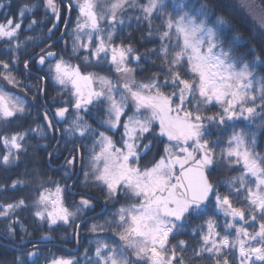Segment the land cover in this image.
Segmentation results:
<instances>
[{"label": "snow or ice", "instance_id": "snow-or-ice-1", "mask_svg": "<svg viewBox=\"0 0 264 264\" xmlns=\"http://www.w3.org/2000/svg\"><path fill=\"white\" fill-rule=\"evenodd\" d=\"M77 6L79 15L72 33V52L86 66L110 65L118 79L114 81L111 76L97 71H82L79 64L52 51V44L41 48L38 59H33L39 65L55 60L47 65L51 79L65 89L70 88L72 96L74 117L67 132L92 139L85 183L102 185L105 201H115L121 195L139 201L121 205L113 218L91 225L90 230L94 233L113 232L119 243L97 241L94 257L88 256V250H85V264H199L205 257L211 259L212 264H264V155L256 151V132L234 129L227 140L228 147L219 152V158L225 159L230 168L242 167V171L224 185L231 195L244 193L241 206L233 203L230 194L220 193L219 186L208 176L218 159L214 145L219 141L210 138L213 128L242 120L255 125L257 117L264 118V77L260 78L259 89L255 87L259 57L248 60L246 54L238 53L233 47L251 45L249 51L255 52L258 45L264 51V7L257 6L255 0H240L239 6L259 25L251 37H243L229 16L217 14L206 0L195 3L192 0H146L144 4L139 0H83ZM3 7L5 4L0 3V8ZM37 7V4L23 5L15 20L7 18L0 23V40L6 41L10 56V60L0 59V68L4 69L0 79L17 88L23 82L12 68L20 63V32L25 13L34 12ZM44 7L54 14L56 23L47 29L52 33L60 21V6L57 0H44ZM67 7L70 10L72 5ZM129 8L143 13L135 19L138 22L143 19L148 24L149 35L153 15L162 21L158 28L161 45L151 49L150 53H159L167 72L163 79L153 73L146 81L137 80V69L129 60L134 51L132 45L114 43L117 25L125 24L124 14ZM131 19L133 17H129ZM41 22L32 18L27 27L32 29ZM37 39L26 36L23 43L26 46L27 42L35 43ZM81 50L89 54L80 57ZM144 55L147 57L149 52ZM141 59L138 53L132 57L137 65ZM31 63L25 59L24 68L31 71ZM181 69L187 78L181 75ZM39 79L43 84L48 77ZM169 86L173 91H163ZM32 87L43 100L44 87ZM68 103L65 101L64 106L56 108L54 116L64 119L69 113ZM189 104L192 107H188ZM100 105L103 106L100 111L104 113L101 126L107 127L108 131L123 127L121 146L81 115V112L89 111V106ZM130 105L132 113L128 114ZM210 105H218L220 111L205 114L202 109ZM27 115L31 112L25 100L0 87V121L9 122ZM41 115L47 129L52 130L53 121L47 110ZM157 122L158 133L153 130V124ZM258 127H264V120ZM29 132L45 137L39 124L35 128L0 136L6 149L0 154V164L8 167L18 164L20 154L27 152ZM148 136H166L169 143L159 159L142 168L141 155H147L153 147V140ZM76 159L73 157L67 163L72 165ZM55 183L54 196L50 189L44 188L32 202L33 215L40 222H47L49 227L61 222L69 224L78 212L93 206L91 200L82 196L79 207L71 210L63 202L64 187ZM22 184L23 180L15 179L10 185H0V193L15 190ZM28 207L23 197L0 203V218L8 221L6 238L14 244L30 242L23 236L17 240L13 227L21 224L17 211ZM210 207L225 217L226 234L222 235L218 230L220 225L213 216H208L192 230L200 235L198 247L189 248L184 240L170 243V237L181 234L185 223L193 216L207 213ZM21 231L30 235L22 224ZM229 231L234 232V237H230ZM188 251H191L190 256L186 255ZM42 255L37 244H33L25 254L17 255L12 264H39ZM230 256L234 258L230 259ZM44 264L81 262L77 257L50 256L45 257Z\"/></svg>", "mask_w": 264, "mask_h": 264}, {"label": "trees", "instance_id": "trees-1", "mask_svg": "<svg viewBox=\"0 0 264 264\" xmlns=\"http://www.w3.org/2000/svg\"><path fill=\"white\" fill-rule=\"evenodd\" d=\"M82 1L83 0H67V3L64 0H57V4L60 6V24L54 29L52 35H49L47 29L51 28L52 24L56 23V21L51 10L44 7V0H0V3L5 4V7L0 8V23L5 22L7 18H13L15 20L17 12L23 5H38L34 12L25 13L20 32L22 41V47L19 53L20 63L12 68L13 73L23 82L21 87H14L7 84L3 79H0V87H3L5 91L21 96V98L25 100L31 115L9 122L0 121V136L35 128L36 125L39 124L44 129L46 137H41L40 134L36 132H29L26 140L27 152H22L20 154V161L18 164L11 167L0 164V185H10L15 179L24 181V184L18 185L15 190L10 189L8 192L0 193V203H9L19 197H23L29 204V207L18 210L16 215L19 217L21 224L25 226L28 229V233H30V235H28L21 231V224L13 225V227L16 228L17 240L23 236L25 240L30 241L22 245L14 244L12 240L6 238L5 226L8 221L0 218V264H12V261L17 255L25 254L27 250L32 248L33 244H37L40 252L44 254L39 258V264H44L45 257L50 256H63L65 258L77 257L81 264H85V250H88V256L94 257L97 241H105L109 244L119 243L118 236L113 232L98 231L94 233L90 230L91 225L98 223L102 224L106 219L113 218L121 205L127 206L128 204L139 202L137 198L125 195L119 196L115 201H105V189L102 185L85 183L84 173L89 172L90 168V147L92 145V139H83L80 138L78 134L70 135L67 132L74 117V110L72 107L69 108V113L66 118L59 119L54 116V110L64 106L65 101H68V105H71V93L51 79L47 64L54 63L53 60H48L45 65L41 66L33 59L30 64L31 71L26 70L23 66V61L25 59L29 60L32 58L41 51V48H45L46 45L51 42L53 36L55 37L57 33H61V29L67 21L69 14L67 5L71 4L70 21L66 31L63 38H59L53 47L66 59L71 60L72 63L80 64L85 71H97L113 78L114 71L110 65L105 64L103 67H96L94 64L86 66L83 60L77 58V55L72 52V33L79 15L77 4L78 2L82 3ZM260 1L262 2V7H264V0ZM192 2L195 3L196 0H192ZM206 2L213 6L217 14L229 16L236 30L243 37H251L258 31V22L252 19L245 9L239 6L240 1L206 0ZM139 3L144 4L146 0H139ZM142 16L143 13L138 9L129 8L124 14L125 24L122 26L117 25L114 43L120 44L123 42L124 44H131L132 47L135 48L136 54L138 53L141 55L142 59L139 65H137L132 58L130 60L131 66L137 69L136 77L138 80L146 81L147 77L153 73L159 74L161 79H163V77L167 75V72L164 70L165 65L162 64L159 53L155 55L150 53L151 49H158L161 45L158 28L162 21L155 14L153 15L151 35H149L148 24L143 19L139 22L135 19V17ZM129 17H133V19L129 20ZM32 18L42 22L33 25L32 29H28L27 25ZM102 26L106 27V25ZM26 36H33L38 39L35 43L31 41L27 42L25 46L23 42ZM49 36L51 39H48ZM253 45H256L255 41H253ZM233 47L237 48L238 53L246 54V59L248 60L259 57L257 61L259 75L257 76V82L255 84V87L259 89L260 78L264 77V51H261L258 45H256L255 52L249 51L252 47L251 45H245L244 47L233 45ZM8 51L6 41L0 40V59L10 60ZM146 52H149L147 57L144 55ZM88 54L89 53L81 50L79 56L82 57ZM141 69H143V71ZM3 71L4 69L0 68V72ZM181 75L187 78L183 69H181ZM45 76L48 77V79L44 85V83L41 84L39 77ZM32 86L44 87L45 93L43 100H41L38 93L33 90ZM163 91L171 92L173 89L169 86L165 87ZM33 97H35V99H33ZM45 101H47V103H45ZM187 106L192 107L191 104ZM102 107V105L96 107L90 106L89 111L81 112V115L87 119L88 123L100 131L107 130V127L101 126L100 123L104 116V113L100 111ZM45 110H47L49 118L53 121L52 130L47 129L44 118L41 115ZM131 111L132 108H129L127 113L129 114ZM202 111L207 115H212L219 112L220 109L218 105H210L208 108L202 109ZM52 115L56 119L58 127H56ZM123 120L124 118L122 117V123ZM262 120H264V118L257 117L255 125L247 120H242L230 122L229 126L213 128V135L210 138L219 141L218 144L214 145L217 150L218 159L209 170V174L213 183L219 186L218 190L220 193L230 194L228 189L224 186L225 183L229 178L238 175L242 171L241 166L230 168L225 159L219 158L220 149L228 147L227 140L234 129H251L256 132V151L264 155V127H258L262 124ZM157 124L158 122L153 124V130L156 133L159 132ZM108 132L113 135V139L120 145L119 136L123 132V127ZM148 139L153 140V147L147 155H141L140 166L142 168L151 165L159 159L160 155L164 154L163 150L165 145L169 143L166 136H148ZM76 144L79 145L81 161L79 163V150L75 147L73 154H75L77 159L74 164L69 165L67 161L70 160V158L66 160V157L70 149ZM55 145L56 147L51 153ZM98 150L97 148V151ZM5 151L6 149L3 143L0 142V154H3ZM76 174H78V177L75 180ZM88 179L91 180V175H89ZM74 180L75 182L73 183ZM55 182H59L60 185L64 187L63 202L71 210L75 211L79 207V201L82 196L91 200L93 206L82 209L72 218L69 224H63L61 222L49 227L47 222H40L38 218L33 215L34 209L31 205L40 191L44 188L52 189V187L56 185ZM52 190H54V188ZM243 197V192L239 196L231 195L233 203L236 206H241L240 202L243 200ZM208 216H213L217 224L220 225L218 230L222 235L226 234V230L223 227L225 217L223 214L215 212L213 208L210 207L207 213H204L200 217L193 216L189 222L185 223L182 233L175 237H170V243L176 244L177 241L184 240L187 242L189 248L198 247L200 235L194 234L192 230L198 225H201ZM13 219H15V217H13ZM77 226L79 227L77 228ZM249 230L252 231L251 228ZM228 234L230 237H234V232L229 231ZM46 236H50L51 239H44ZM17 249H19V251H17ZM177 251H179V248ZM186 255L190 256L191 251H188ZM233 258V256H230V259ZM199 264H212V260L205 257V259L199 261Z\"/></svg>", "mask_w": 264, "mask_h": 264}, {"label": "rangeland", "instance_id": "rangeland-1", "mask_svg": "<svg viewBox=\"0 0 264 264\" xmlns=\"http://www.w3.org/2000/svg\"><path fill=\"white\" fill-rule=\"evenodd\" d=\"M238 1H240V0H238ZM83 2V1H82ZM255 2H256V5L257 6H260V7H262V2L260 1V0H255ZM257 10H259V8L257 9ZM65 24H66V22L64 23V25H63V27H62V31H61V33H57L56 35L57 36H53V39L51 40V42L53 41V40H55L57 37H59L61 34H62V32L64 31V27H65ZM133 49H134V51H133V53H131L130 54V56H129V60H131V58L134 56V55H136V51H135V48L133 47ZM53 62H55V60H53ZM74 64H78V63H74ZM48 65V64H47ZM80 65V64H79ZM42 66V65H41ZM81 66V65H80ZM47 68H48V66H47ZM81 69H82V71H85L82 67H81ZM113 70V69H112ZM88 71H91V70H88ZM114 71V70H113ZM85 72H87V71H85ZM113 80L115 81V80H117L118 79V77L115 75V73L113 72ZM136 79H137V77H136ZM138 80V79H137ZM67 90H69V93H71V91H70V88L69 89H67ZM9 92V91H8ZM68 107L70 108L71 107V105H68ZM129 108H132V106L130 105L129 106ZM89 109H90V106H89ZM132 113V111L129 113V114H131ZM68 116V115H67ZM66 116V117H67ZM65 117V118H66ZM158 125V124H157ZM108 130V129H107ZM107 130H102V131H105V132H107L108 133V135H111V136H113L111 133H109ZM158 130H159V125H158ZM123 133V132H122ZM121 139V135L119 136V140ZM115 140V139H114ZM120 142V141H119ZM120 144V143H119ZM117 146H121V145H118L117 144ZM55 147V146H54ZM74 150V149H73ZM54 151V149H52L51 150V153ZM79 153V152H78ZM70 154V155H69ZM73 155H75V154H73V151H72V148L70 149V151H69V153L67 154V157H66V160L67 159H71L72 158V156ZM161 155H163V154H161ZM160 155V156H161ZM71 156V157H70ZM78 158H79V156H78ZM148 166H150V165H148ZM77 177H78V174H76V177H75V179H77ZM55 187H56V185L54 186V187H52V189L54 188V190H52V189H50L51 190V193L53 194V196L55 195ZM64 201V200H63Z\"/></svg>", "mask_w": 264, "mask_h": 264}, {"label": "water", "instance_id": "water-1", "mask_svg": "<svg viewBox=\"0 0 264 264\" xmlns=\"http://www.w3.org/2000/svg\"><path fill=\"white\" fill-rule=\"evenodd\" d=\"M65 2H67V0H64ZM68 3V2H67ZM69 10V9H68ZM70 13H71V9L69 10V14H68V18H67V21H66V24L65 25H68V23H69V21H70ZM66 28H67V26H65L64 27V31L62 32V34L64 35V33H65V31H66ZM62 34L59 36V37H57L55 40H53L50 44H52V45H54L58 40H59V38H61V36H62ZM49 35H52V33H49ZM52 51H55V52H58L57 50H55V49H51ZM40 54V52H38L37 54H35L33 57H36L37 59H38V55ZM33 57L32 58H30L29 60H33ZM50 60H54V59H50ZM37 74H39V73H37ZM39 75H41V74H39ZM44 85H45V83H44ZM52 114V113H51ZM53 116V115H52ZM53 119H54V121H55V124H56V127H58V124H57V122H56V119L54 118V116H53ZM57 145V144H56ZM56 145H55V147H56ZM55 147L53 148V149H55ZM75 147H77L78 148V150H79V163H80V161H81V152H80V149H79V145L78 144H76V145H74L73 147H72V151H73V149L75 148ZM73 157H75V155H73L72 156V158ZM71 158V159H72ZM208 176H209V178H210V180L212 181V179H211V176H210V174H209V171H208ZM76 180V179H75ZM75 180L73 181V183L75 182ZM213 182V181H212ZM214 184V183H213Z\"/></svg>", "mask_w": 264, "mask_h": 264}, {"label": "flooded vegetation", "instance_id": "flooded-vegetation-1", "mask_svg": "<svg viewBox=\"0 0 264 264\" xmlns=\"http://www.w3.org/2000/svg\"><path fill=\"white\" fill-rule=\"evenodd\" d=\"M59 24H60V21H59ZM59 24H58V25H59ZM52 39H53V37H52ZM53 48H54V47H53ZM69 155H70V154H69Z\"/></svg>", "mask_w": 264, "mask_h": 264}]
</instances>
